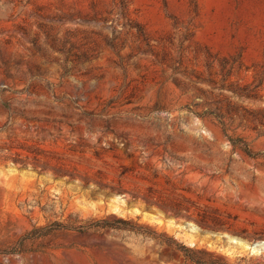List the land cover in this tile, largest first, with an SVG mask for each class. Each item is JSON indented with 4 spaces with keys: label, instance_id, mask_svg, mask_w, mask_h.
Instances as JSON below:
<instances>
[{
    "label": "rangeland",
    "instance_id": "obj_1",
    "mask_svg": "<svg viewBox=\"0 0 264 264\" xmlns=\"http://www.w3.org/2000/svg\"><path fill=\"white\" fill-rule=\"evenodd\" d=\"M179 242L264 264V0H0V264Z\"/></svg>",
    "mask_w": 264,
    "mask_h": 264
},
{
    "label": "trees",
    "instance_id": "obj_2",
    "mask_svg": "<svg viewBox=\"0 0 264 264\" xmlns=\"http://www.w3.org/2000/svg\"><path fill=\"white\" fill-rule=\"evenodd\" d=\"M210 112H213V111H210ZM212 114H214V116H216L220 120V122L224 128L225 135L230 140L232 145H234L236 147H240L249 156H252V157L257 156L258 153L256 151H254V149L250 146L249 142L244 137L233 136V135H230L228 133L227 128L225 126V121L222 119L221 115H219L215 112ZM120 220L123 221L125 224L130 223L129 220L124 219V218H121ZM97 226L113 227V226H117V225H113L107 219H103L97 223ZM118 226L122 227L121 225H118ZM133 226L134 225H132V227H130V228H133ZM124 227H127V226L124 225ZM36 229H39V228H36ZM176 249L178 251H180L186 258L190 259L191 261H193L196 264H231L228 261H226L220 257L207 258L205 256L206 255L205 251H202V250L197 249L195 247L186 245L182 242H179Z\"/></svg>",
    "mask_w": 264,
    "mask_h": 264
}]
</instances>
